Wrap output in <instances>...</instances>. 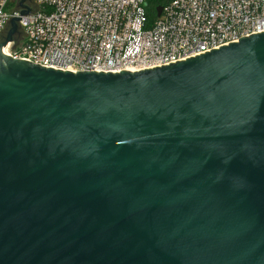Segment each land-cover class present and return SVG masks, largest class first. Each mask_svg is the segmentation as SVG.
<instances>
[{
    "label": "water",
    "instance_id": "1",
    "mask_svg": "<svg viewBox=\"0 0 264 264\" xmlns=\"http://www.w3.org/2000/svg\"><path fill=\"white\" fill-rule=\"evenodd\" d=\"M16 21L0 45V264H264V33L68 73L3 56Z\"/></svg>",
    "mask_w": 264,
    "mask_h": 264
},
{
    "label": "built area",
    "instance_id": "2",
    "mask_svg": "<svg viewBox=\"0 0 264 264\" xmlns=\"http://www.w3.org/2000/svg\"><path fill=\"white\" fill-rule=\"evenodd\" d=\"M13 19L3 56L68 73L145 71L264 33V0H0V45Z\"/></svg>",
    "mask_w": 264,
    "mask_h": 264
},
{
    "label": "trees",
    "instance_id": "3",
    "mask_svg": "<svg viewBox=\"0 0 264 264\" xmlns=\"http://www.w3.org/2000/svg\"><path fill=\"white\" fill-rule=\"evenodd\" d=\"M149 16H150V18H151V19H153V18H154L153 11H149Z\"/></svg>",
    "mask_w": 264,
    "mask_h": 264
}]
</instances>
